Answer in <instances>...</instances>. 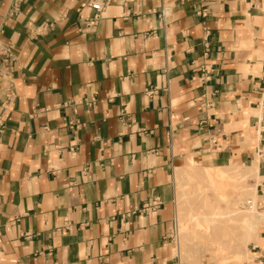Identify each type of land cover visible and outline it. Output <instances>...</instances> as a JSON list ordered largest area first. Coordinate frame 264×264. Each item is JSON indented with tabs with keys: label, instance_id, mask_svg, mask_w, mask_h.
Wrapping results in <instances>:
<instances>
[{
	"label": "crops",
	"instance_id": "0c3cea01",
	"mask_svg": "<svg viewBox=\"0 0 264 264\" xmlns=\"http://www.w3.org/2000/svg\"><path fill=\"white\" fill-rule=\"evenodd\" d=\"M93 1L0 0V264H172L176 172L261 171L264 0Z\"/></svg>",
	"mask_w": 264,
	"mask_h": 264
},
{
	"label": "rangeland",
	"instance_id": "374dc122",
	"mask_svg": "<svg viewBox=\"0 0 264 264\" xmlns=\"http://www.w3.org/2000/svg\"><path fill=\"white\" fill-rule=\"evenodd\" d=\"M204 168L206 167L193 168L191 166L182 168L179 170V172H176V224L179 232L178 238L180 246L178 245V247L180 248V250L179 252L177 250H175L174 252L180 256L181 264H252V256L254 255L251 252L250 248L252 244L257 245L255 242L257 236L256 232L252 234V237H250V241L248 242L246 248L242 251V253H251V255H249L250 253H246V257L244 258V260H242V257L237 260L227 259L225 263L224 261L219 262L218 256L213 255L214 253H212L210 246L217 243L216 240L220 239L225 232H229V235L236 234V231L239 232V228L237 229V227H234L235 230L237 229L235 231L232 230L233 227L231 228V226H236L239 223V219H241L242 216H244V214H246L247 212H253L252 214H256L258 208L257 213L264 214V203L263 205H261V203H259V199H257V206L255 205L254 207H252L249 201H247L248 199L252 197L254 198L256 196L254 193L253 185L257 184L255 182L258 179L257 173L259 172V170L256 169V171H252L249 169L248 172H245L246 174L244 176H240L238 179L232 180L235 182L237 188H231L229 194L224 195L223 201L221 202V204H219L218 194L210 186H208L209 184L207 183L203 175ZM240 170L244 169L240 168ZM244 201H247L245 203V206H243ZM217 206H220V210L216 209V212H213V207L215 208ZM255 207L257 208L255 209ZM249 208H253V210ZM244 210L246 211V213ZM197 216L202 219H204L205 217H212V220L207 222L210 227H207L206 224L204 225L205 222L202 219H200L204 222L202 227H200L201 225H196L193 227L194 217ZM232 216L236 219L235 221L230 220L231 218H233ZM180 219H183L186 226L185 228H187L188 225H192L186 235L184 233L185 231H183L184 228H180L181 230L179 231ZM190 220L192 222H189ZM231 221H234L233 224L231 223ZM263 232L264 218L258 226V234L260 237L262 236L264 238ZM180 241L183 243V245H181ZM262 241L263 240H261L260 242ZM260 245L264 246V244L262 243H260Z\"/></svg>",
	"mask_w": 264,
	"mask_h": 264
},
{
	"label": "bare ground",
	"instance_id": "6f19581e",
	"mask_svg": "<svg viewBox=\"0 0 264 264\" xmlns=\"http://www.w3.org/2000/svg\"><path fill=\"white\" fill-rule=\"evenodd\" d=\"M252 112L255 113V114H258V112H256V110H254V109L252 110ZM258 133H259L258 135L260 136V132H258ZM240 168H242L244 170H240ZM249 169L252 170V171H254V170L256 171V169L259 170V167L258 166H252V165H249V164H246V163L244 165H236V164L231 163L230 165H225V166H213V167H210V168L206 167V168L203 169V175H204L207 183L209 184L208 186H210L218 194V196H219L218 203L221 204V202L224 199L223 198L224 195H228L231 188H234V189L237 188L235 182L232 181V180L238 179L240 176H244L246 174L245 172H248ZM257 177H258V179L255 182L257 184L253 185L254 193H255L256 196L254 198L252 197L253 199L250 198V199L247 200V201H249V203L251 204L252 207H254L255 205L257 206V199H258L257 185L260 182V179L262 177L259 172L257 173ZM246 202L244 201V205L243 206H245ZM219 208H220V206H217L215 208L213 207V212H216V209L218 210ZM256 208L257 207H255V209ZM249 209H251V208H249ZM251 210H253V208ZM257 212H258V208H257ZM257 212H256V214H252L253 212L252 213L251 212H249V213L247 212L246 213V211H245L246 214H244V216H242V218L239 219V223L237 224L239 226H237V225L236 226H234V225L231 226V228L233 227L232 230H235L234 227L235 228L237 227V229L239 228V232L236 231L237 230L236 229L235 230L236 234H232L234 236L229 235V232H225V233L223 232L224 234L222 235V237L220 239L216 240L217 243H215L214 245L210 246V249H211L212 253H214L213 255H217L218 256L219 262L224 261V263H225L227 259H230V260L231 259H235V260H237V259H240L242 257H243L242 260H244V258L246 257L245 256L246 253H250V252H246V253L243 252L242 253V251L246 248L248 242L250 241V237H252V234H254L255 232L257 234L256 240H255L256 244H260L261 243L260 241L262 240V238L258 234V226H259V223L264 218V214L263 213H257ZM240 213H241V211H240ZM190 218H192V217H190ZM200 219H202V218H199L198 216L194 217V225H193V227L196 226V225H198V226L201 225L200 227H202L204 222H205L204 225L206 224L207 227H210V225L207 222L212 220V217L211 218L205 217L204 219H202L204 222L202 220H200ZM191 220L189 222H192ZM230 220H234L235 221L236 219L233 217ZM234 221H231V223L233 224ZM185 227L186 226H185V223H184L183 219L182 220L180 219V221H179V231L181 230L180 228H184L183 231H185L184 233L186 235L187 232H189V230L192 227V225H188L187 228H185ZM183 231H182V233H183ZM233 233H234V231H233ZM228 235L232 236V237H229ZM183 238H184V236H183ZM181 245H183L182 242H181ZM176 250L179 252L180 248L178 247ZM249 255H251V253Z\"/></svg>",
	"mask_w": 264,
	"mask_h": 264
},
{
	"label": "built area",
	"instance_id": "2783aa9c",
	"mask_svg": "<svg viewBox=\"0 0 264 264\" xmlns=\"http://www.w3.org/2000/svg\"><path fill=\"white\" fill-rule=\"evenodd\" d=\"M90 6L96 11V14L93 18H87L85 19L87 22V25L92 27L97 23V20L99 18V13H101V11L104 9V4L99 1H93L92 3H90ZM161 18L163 19V21H165L166 19V13L164 10L161 11ZM80 19L83 20L84 18L82 17V15L80 14ZM148 93H152V91H149ZM87 103L89 105H92L94 103V101H87ZM264 131V129H263ZM261 132V131H260ZM258 156L260 161V173H261V180L257 185V194H258V199H259V203H261V205H263L264 203V148L258 149ZM178 229H177V224L175 225L171 235H170V240L174 245V248L176 250V248H178L179 245V238H178ZM264 234V232H263ZM251 252L253 253V258H252V264H264V254H260L258 253V250H261V248H259L258 245L252 244L251 248H250ZM172 264H181V259L180 256L178 254L175 253V257H174V261Z\"/></svg>",
	"mask_w": 264,
	"mask_h": 264
}]
</instances>
